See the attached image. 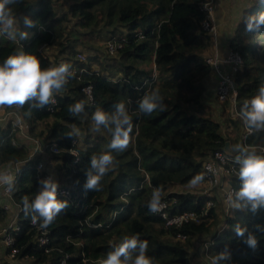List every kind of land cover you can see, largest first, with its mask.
I'll return each instance as SVG.
<instances>
[{"label": "trees", "instance_id": "1", "mask_svg": "<svg viewBox=\"0 0 264 264\" xmlns=\"http://www.w3.org/2000/svg\"><path fill=\"white\" fill-rule=\"evenodd\" d=\"M204 1L21 0L12 6L20 20L19 30L29 35L23 40L17 36L15 41L0 36V63L22 49L35 55L42 67L63 62L74 73L66 89L55 95L56 105L43 109L31 104L5 106L19 112L32 136L43 140L50 161L57 164L61 184L68 190L58 197L67 201L68 207L46 228L33 225L22 211L21 198L27 195L33 199L40 179L53 173L50 164L39 170L43 156L32 155L26 143L17 142L19 127L0 125V168L20 164L11 198L7 196L6 202L0 198V229L8 225L13 206L19 210L15 223L19 230L12 231L19 249L15 257L32 258L35 264H100L124 236L136 235L148 241L147 254L154 264H197V244L206 235L211 261L227 249L231 253L227 264H264V231L257 228L264 226V208L256 214L234 210L224 219L222 201L211 191L199 192L196 187L207 185L204 163L215 151L243 146V138L236 136L227 148L230 138L222 133L221 122L210 113L207 102L215 74L207 62L212 35L201 26L206 17ZM260 12L264 5L254 0L247 16ZM24 15H30L38 26L25 29ZM96 38L110 41L104 58L100 57L104 45ZM229 46L243 58L235 77L239 112L264 83V27L248 32L243 20ZM79 48L98 53L88 55L85 62ZM53 51L57 52L54 57ZM88 86L92 87V100L83 91ZM151 89L159 90L166 107L144 115L137 101ZM81 100L87 102L89 116L96 108L111 112L123 101L132 117L129 146L113 153L115 167L103 178L100 191H85V171L89 158L106 150L111 136L106 130L92 132L89 120L68 111L69 105ZM223 105L227 107V102ZM73 125L79 135L70 138L67 134ZM246 142L264 145V130L252 133ZM54 144L57 152L52 150ZM70 150L77 152L78 163ZM198 175L203 180L192 185ZM226 182L239 188L237 173ZM161 187L162 200L172 202L170 213L195 211L200 221L167 226L159 214L150 212L146 205L152 189ZM236 223L255 234V249L245 243L247 233L245 237L235 234ZM43 236L47 243L41 245Z\"/></svg>", "mask_w": 264, "mask_h": 264}, {"label": "clouds", "instance_id": "2", "mask_svg": "<svg viewBox=\"0 0 264 264\" xmlns=\"http://www.w3.org/2000/svg\"><path fill=\"white\" fill-rule=\"evenodd\" d=\"M21 0H0V36H5L15 41L17 36L21 40L27 39L29 33L20 31V20L13 14L12 6L20 3ZM264 5V0H259ZM205 7H207L205 5ZM246 31L252 32L264 27V12L249 15L244 18ZM22 24L25 29L38 26L30 15L22 17ZM44 31L43 25H39ZM70 65L60 63L58 66L42 67L41 61L35 56L17 49L0 63V106L23 107L31 104L32 107L43 109L48 105L56 103L55 95L64 91L74 73L69 71ZM88 96L91 89L83 90ZM86 101L81 100L68 106V111L74 116L83 120H89L92 132L106 130L111 139L106 150L93 154L89 158V167L85 171V191H100L103 178L114 169L116 160L114 152H121L128 148L130 133L133 128L132 117L126 104L121 101L113 106V111L107 112L96 108L90 116L85 111ZM138 110L144 115H151L156 110H165L163 97L158 89H151L137 101ZM238 116L244 126L250 131L264 130V83H261L256 94L246 100L239 110ZM79 135V129L73 125L72 130L67 134L70 138ZM233 150L238 153L235 162L239 165L238 179L239 188L229 191L224 201L226 207L234 210L256 214L264 208V155L258 154L242 145H235ZM71 155L79 156L75 150H70ZM203 180V176H196L191 184L195 185ZM79 183V181H77ZM15 177L7 171L0 172V186L6 191H13ZM40 187L33 199L27 195L21 198L22 211L25 217H30L33 225L39 224L46 228L55 217L61 213L68 203L59 199V183L53 177L41 178ZM163 188H153L151 197L147 201L150 212L162 211ZM257 228L264 231V226L257 225ZM233 231L238 237H245V243L255 249L258 241L255 234L248 232L246 226L236 223ZM148 241L141 240L139 236H124L106 254L100 264H154V260L147 254ZM231 259V253L227 249L216 254L211 264H227Z\"/></svg>", "mask_w": 264, "mask_h": 264}, {"label": "built area", "instance_id": "3", "mask_svg": "<svg viewBox=\"0 0 264 264\" xmlns=\"http://www.w3.org/2000/svg\"><path fill=\"white\" fill-rule=\"evenodd\" d=\"M205 5L207 7H205ZM202 10L205 12L206 17L204 20L201 21V26L205 31L209 32L213 37H215L218 32L217 24L213 20L215 0L204 1L202 3ZM111 48L114 49V45H111ZM207 62L212 66L214 74L217 78L216 97L219 101L228 102L232 108H237L238 87L235 83V77L241 65L243 64V58L241 54L238 51L231 50L226 57H222L216 49L213 55L207 57ZM223 64L226 65V67L223 66ZM86 88L91 89V94L89 98L92 100V87L88 86ZM53 105H56V103ZM3 107L4 106H0V112L3 110ZM9 113L12 114L13 112L10 111L7 114L9 115ZM244 130L245 131L242 135L243 146L249 148L250 150H255L258 154H264V145H250L246 142L247 137L256 131L250 132L246 127ZM58 150L59 149L57 147V144H54L53 151L57 152ZM237 155L238 153L232 150H217L204 163V177L206 180L205 182H207L208 185L210 184L211 186H216L221 189L223 201H225L226 194L229 191L236 189L235 187L228 184L226 181L230 176L238 172L239 165L235 162V158ZM43 168L44 164L40 162L38 165V169L41 170ZM7 172L13 175L16 179L15 173H13L12 171ZM49 176L53 177L50 173H48L45 175L44 178H47ZM58 191L59 196L66 195L68 193L67 188L62 185H59ZM0 192H3L5 196L10 197L11 192L6 191L5 187L0 186ZM171 203V200H162V204L164 205V207L162 211L157 213L166 221L167 226H181L185 222L200 221V216L195 211L170 213L169 206ZM207 205H212V201H209ZM5 208L9 209L10 204H6ZM1 230L3 232L2 238L7 247V250L10 251V255L12 257H15V255L19 252V249L15 245V238L12 231L19 230V226H17L16 224L9 223L8 225L4 226ZM178 236L182 239L186 238V236L182 234H179ZM46 243L47 238L44 236L41 237L40 244L44 245Z\"/></svg>", "mask_w": 264, "mask_h": 264}, {"label": "rangeland", "instance_id": "4", "mask_svg": "<svg viewBox=\"0 0 264 264\" xmlns=\"http://www.w3.org/2000/svg\"><path fill=\"white\" fill-rule=\"evenodd\" d=\"M229 1V0H227ZM244 2L245 0H230L227 4L237 7L239 9V11H242L244 8ZM97 42H100L104 45V47H102V51H104V53H100V57L104 58L106 56V54H108V44H110V41H106L102 38H96ZM80 51L82 52L80 55V57L83 59V61H87V56L88 55H95L98 53V51H85L82 48H79ZM111 50L113 51V49L111 48ZM100 51V52H102ZM211 51H212V47H211ZM111 52V51H110ZM112 53V52H111ZM57 54L56 51L52 52V57H54ZM211 54L213 55V52H211ZM99 55V54H98ZM110 62H113V59H109ZM215 78V77H214ZM216 86L217 83L215 84V82L210 83V85L208 86V92H207V99H208V105L210 107L211 110V114L221 122L222 125V133L225 134L226 137H229L230 140L231 139H235L236 136L237 137H242V134L244 133V124L243 122L240 120L239 116H238V109L232 108L230 106V104L227 102V107H225L223 104L225 102L219 101L218 98L216 97ZM10 109H7L4 107L3 111H1L0 113V125H5L7 122H3L1 120V116L5 113H7ZM13 113H15L14 109L12 110ZM16 115V114H15ZM13 115V116H15ZM20 117V113L18 114ZM14 118V117H13ZM18 117L14 118L15 123H17L18 120H16ZM8 121V120H7ZM23 121V120H22ZM14 123V124H15ZM24 124L26 125V128H24L25 134H21L20 131H18L17 133L19 134L18 137H22L21 142L26 143V145H28L31 149L32 152L35 153V150L37 149L38 146V142L39 139L35 138L34 136H32L31 132H29V126L28 123L24 120ZM17 125V124H15ZM14 125V126H15ZM43 127V126H41ZM21 130V129H20ZM242 139V138H241ZM18 140V139H17ZM19 141V140H18ZM42 145H40V148H38V153L37 154H41L43 156L42 158V163L45 165H49L48 169L53 173L54 179L57 180L60 184L64 187H66V184H61V178H59V173L55 171V166L57 167V164H53L52 161H50V157L47 154V151L44 149V142L41 141ZM243 144V141H242ZM53 150V148H52ZM36 154V153H35ZM60 163V162H59ZM207 185H199L196 186L197 187V191H201V192H206L207 190L211 191V193L213 195H216L218 198V201H222L221 207H222V214L224 215V219H227L228 215L227 213L229 212H233L234 209L230 208V207H226L224 201H223V196H222V191L219 187L216 186H211L210 184L208 185V183L206 182ZM178 189H182V188H178ZM4 196V197H3ZM1 200H3L4 202L8 201V198L5 195L1 196ZM13 212H19L18 209H12L10 210V216H9V223L13 224L14 221L16 223L17 219L15 218V220L13 219ZM3 226V225H2ZM6 226V225H4ZM1 227V226H0ZM2 229V228H1ZM0 229V264H35L34 260L32 258H18V257H12L7 251V247L3 241V232ZM208 240H207V236L204 235L200 238L198 244H197V248L195 251L196 257H195V261L197 262V264H211V259L209 258V256L207 255V251H208Z\"/></svg>", "mask_w": 264, "mask_h": 264}, {"label": "crops", "instance_id": "5", "mask_svg": "<svg viewBox=\"0 0 264 264\" xmlns=\"http://www.w3.org/2000/svg\"><path fill=\"white\" fill-rule=\"evenodd\" d=\"M229 1H227V0H215V10L213 13V20L217 24L218 32H217V35L215 37L212 36V51L211 52H213V54H214L215 50L217 49L219 54L222 57H226L227 54L232 50L229 46V41H230V39H232L235 36L240 23L244 20V18H246L249 7L253 3L254 0H245L244 8L242 11H239V9L237 7L228 5L227 3ZM223 66L226 67V65H224V64H223ZM214 77H213V80L211 81V83L215 82V84H216L217 83L216 75H214ZM216 88H217V86H216ZM4 107H3V109H4ZM12 110L13 109H10L8 112H10ZM14 111H15V113H12V114L9 113V115L7 114L8 112L6 114L4 113L1 116V120L3 122L4 121L7 122L6 125L8 123H12L13 125L17 124L15 126L19 127L20 133L25 134V131H24V128H26V125L24 124L25 119L23 118V116L21 114L19 117V115H18L19 112H17L16 110H14ZM13 115H15V116H13ZM13 117L14 118L18 117L16 119V120H18L17 123H15ZM2 126H5V125H2ZM18 136H19V134H18ZM20 138H22V137H18L19 141H21ZM18 140H17V142H19ZM41 141H43V140L39 139L37 149L35 150L36 154L34 152H32V155H37L38 148H40V145H42ZM232 142H233L232 140H229L227 142V148L231 147ZM44 146H45V144H44ZM44 149H45V147H44ZM232 151H234V150H232ZM19 165L20 164L6 166L3 168H0V171H12L13 173H17V171H19ZM2 195H4V193L0 192V198H2L1 197ZM7 198H9V197H7ZM15 208L18 209L15 206H13L12 209H15ZM13 213H14L13 219L15 220V218L17 219L18 212H13ZM13 224H15V221Z\"/></svg>", "mask_w": 264, "mask_h": 264}]
</instances>
